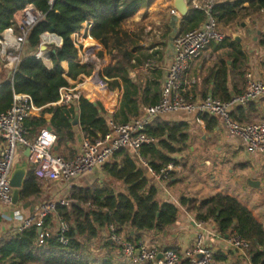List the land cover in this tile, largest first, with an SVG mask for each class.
I'll return each mask as SVG.
<instances>
[{
    "label": "crops",
    "instance_id": "obj_1",
    "mask_svg": "<svg viewBox=\"0 0 264 264\" xmlns=\"http://www.w3.org/2000/svg\"><path fill=\"white\" fill-rule=\"evenodd\" d=\"M173 1L155 0L151 6L139 9L134 16L122 25L121 29L122 33L129 36L130 42L124 45L123 49L126 48L132 54L131 64L135 65L137 61L141 62L138 67L129 70L128 78L135 85L141 87L142 91L147 85L154 86V83L158 84L160 99L167 71L173 61V41L176 37L186 34L181 29L183 19L175 12ZM228 2L232 1L216 2L215 0L216 5ZM175 16H178V19L173 25ZM205 21L206 15L204 22L194 30L201 27ZM93 25V21L89 19L83 24L80 31L71 36L79 41L78 45L73 43L77 49L78 57L76 60H68L62 64L64 77L69 86L78 82H86L87 78L92 77L91 86L96 79L99 93L91 97L86 96L84 99L95 106L99 104L103 108L108 126L113 122L125 124L121 122L123 120L121 116L114 119L120 112L124 84L121 83L120 90L111 91L103 86L98 78L99 72H102L108 66H114L121 56L114 46L110 47L108 53L104 51L102 57L97 56L95 52L101 53L102 50L97 48L96 41L90 39ZM221 30L226 34L225 41L211 44L198 59L192 60L181 81V89L189 101L200 102L209 96L227 101L245 91L247 74L249 73L255 79L264 81V45H262L264 12L246 18L245 21L242 20L237 25L236 23L224 25ZM45 46L48 48L45 51L48 61L43 62L48 68H52L51 47H62ZM83 48H85V51ZM37 52H33L27 42L23 58ZM148 61L154 62L152 68L146 67ZM69 63L91 69V76L80 75L75 81L69 80L66 78L69 72ZM92 63L96 65L100 63L98 69H94L89 65ZM13 75L14 71L10 67H6L0 60V84L12 80ZM143 95L142 92L141 98ZM79 102L68 107H62L56 105V103L47 106V108L59 107L66 110L74 108L76 114L71 116L72 125L70 128L64 127L62 117H55L54 114H45L46 123L43 127H38L35 123L41 120L43 116L42 109L39 108L40 111L32 113L25 122L28 139L32 141L41 130L52 128L50 131L55 133L58 138L54 152L67 160L74 159L80 153L82 142L86 137L80 125ZM134 105L140 112L139 117L142 115L143 109L148 106L142 100L137 101L136 104H131L130 107L132 108ZM139 117L130 116L129 122ZM232 117L236 121L240 119L242 124L258 123L264 120V97L245 108L234 109ZM207 118L177 112L159 116L150 125L181 126V132L176 133L174 138L171 139V135L167 133L161 139L155 138L157 141L153 144L158 150L156 163L159 166L163 165L161 169L168 166L173 167L169 181H160L149 172L148 168L140 167L134 154L125 150L144 173L148 180V188L154 187L157 190V201L172 203L178 208V220L174 226L167 227L162 232H141L138 234L135 243L142 241L160 250L171 248L181 253L195 245L198 232L197 223L203 222L207 231L205 243L213 253L215 264H252L249 252L245 253L230 244L229 238L234 229L226 234L220 233L214 220L202 221L198 219L200 215L198 208L201 201L222 194L236 199L249 209L264 226V156L252 154L247 144L228 132L220 118ZM76 119L78 120L77 125L74 124ZM60 122H62V126H59ZM162 140L167 145H161L159 142ZM4 145V140L0 139V152L3 150ZM145 159L150 168L157 171L151 166V161ZM166 159H171L172 162L165 163ZM120 160L117 159L116 161L120 162ZM113 161L114 158L110 163ZM196 166L199 167L197 170H195ZM176 168L180 169L179 173L175 171ZM18 169L26 170L24 184L30 173L34 174V166L29 162L27 150L24 148L17 150L12 174ZM103 177L104 179L108 178L105 176L102 167V170L101 168L97 169L72 180L70 183L63 181L50 183L36 178L41 188L38 195L24 200L21 199L20 192L24 186L23 184L16 204L12 203V205L7 206L0 202V264H37L36 262H25L23 258H17L12 252L7 254V250L4 249L5 251H3V248L19 238L23 233L19 232L23 222L33 215L35 210L44 202L65 199L70 206L73 203L71 195L75 190L90 188L97 183L101 184ZM117 182L123 185L122 182ZM184 198L196 204L183 205L181 201ZM50 218L48 223L45 222L46 226L43 229L47 238L56 237L58 229L57 217L52 216ZM120 234L128 240V235H134L135 231L127 226ZM102 238L109 240V229L103 232ZM100 242L102 244V241ZM36 244L40 247L38 240ZM96 254L98 257L102 256L101 251H97ZM113 255L119 262L127 263L121 252L115 247Z\"/></svg>",
    "mask_w": 264,
    "mask_h": 264
},
{
    "label": "trees",
    "instance_id": "obj_2",
    "mask_svg": "<svg viewBox=\"0 0 264 264\" xmlns=\"http://www.w3.org/2000/svg\"><path fill=\"white\" fill-rule=\"evenodd\" d=\"M154 1L55 0L51 5L50 0H0V36L11 25L14 13L27 5H33L44 15V19L31 30L27 40L29 48L37 52L44 33L56 34L63 39L62 48L51 47L52 68H48L42 60L36 58V53H33L23 58L14 71L12 80L0 84V114L10 108L14 94H25L32 97L37 108L42 109L43 116L35 123L36 126H44L45 114H54L55 117H62L64 127H71V116L76 114L74 108L66 110L59 107L47 108V106L57 103L60 89L69 86L64 77L62 64L77 59L78 52L71 36L80 31L89 19L94 23L90 39L96 41L97 48L102 50L101 53L95 52L97 56L102 57L104 51L108 53L111 46L116 47L121 56L114 66H108L98 74L101 84L111 91L120 90L121 83L124 84L120 112L114 119L121 116L123 118L121 122L127 123L130 116L139 117L138 108L135 105L130 107L139 100L148 106L157 104L160 99L158 84L147 85L142 91L141 87L128 78L129 70L138 67L141 62L131 64L132 54L126 48L123 49L124 45L130 42L129 36L121 32L125 22L139 9L151 6ZM260 12H264V0H236L215 6L217 20L225 25ZM204 20L203 12L191 10L181 21V29L188 33ZM262 45H264V37ZM83 50L85 51V48ZM91 74V69L69 63L66 78L75 81L80 75L91 76ZM89 79L87 78V81ZM142 92L144 95L141 98ZM97 93L99 86L95 79L89 87L87 96L91 97ZM79 113L80 125L86 136L94 140L103 138L108 133V120L99 104L95 106L83 98L79 102ZM237 121L241 123L240 119ZM59 126H62V122ZM180 128L181 126L178 125L171 127L157 124V126H149L146 132L157 139L169 133L172 139L176 133L181 132ZM159 143L163 146L167 145L164 140ZM141 152L151 161L150 164L155 170L161 169L163 165L159 166L156 163L158 150L155 145L146 146ZM117 159H121L120 162H117ZM165 161V163L172 162L171 159ZM103 171L106 177L122 182L124 190L117 192L108 184L98 183L90 188L75 190L71 195L73 203L58 208L59 216L71 225L68 235L71 241L68 246H63L56 236L46 238L44 244L39 247L36 244L40 237L38 229L31 228L3 246V251L7 250V254L12 252L17 258H23L25 262L37 264H128L119 262L113 255L114 247L108 243V240L102 238L105 230L113 225L121 233L128 226L135 231L134 235H128V240L135 243L141 232H162L177 223L178 208L172 203L157 201V190L154 187L148 188L147 178L128 152L123 150L117 153L113 162L103 166ZM40 192L41 188L35 175L30 173L20 192L21 199L38 195ZM181 203L196 204L186 198L182 199ZM198 211L200 213L198 219L214 220L220 233L226 234L234 229L238 235L249 241L251 263L264 264V226L249 209L234 198L217 194L201 201ZM50 219L49 217L46 223ZM97 251H101V257L97 256Z\"/></svg>",
    "mask_w": 264,
    "mask_h": 264
},
{
    "label": "built area",
    "instance_id": "obj_3",
    "mask_svg": "<svg viewBox=\"0 0 264 264\" xmlns=\"http://www.w3.org/2000/svg\"><path fill=\"white\" fill-rule=\"evenodd\" d=\"M187 1L191 10L201 11L206 15V21L198 29L174 39L173 61L167 71L159 103L145 107L139 118L128 123H111L108 133L103 138L93 140L86 136L82 142L80 153L74 159L67 160L54 152L58 138L50 130L43 129L34 140L28 139L25 122L32 113L41 109L34 105L30 95L14 94L10 108L0 114V139L4 140L5 144L0 152V202L2 204L9 206L13 203V188L10 179L19 148L29 151L28 160L34 166V175L38 180L44 182L70 183L78 177L102 168L123 150L132 152L139 166L148 168L149 172L160 181H169L173 167L168 166L154 171L141 151L144 147L153 145L157 141L147 134V128L157 117L171 113L182 112L199 118H220L228 132L247 144L252 154L264 156V120L258 123L242 124L232 117L234 109L245 108L264 97V81L255 79L250 73L247 74L245 91L227 101L209 96L200 102H192L187 100L183 94L181 81L190 62L198 59L211 44L222 43L226 39V34L221 30L215 16V0ZM54 2L55 0H50L51 5ZM43 19L44 15L33 5H27L14 15L11 21L12 25L0 36V60L6 67H10L13 71L18 68L23 60L31 30ZM41 39V46L62 47V39L55 34H43ZM72 41L75 45L79 43L77 38H72ZM35 56L44 62L48 61L46 52L41 49ZM153 66L154 62L152 61H148L146 64L147 68ZM83 84L60 89L56 105L68 107L86 97ZM67 206H69V202L65 199L44 202L33 215L23 222L19 232L31 228L41 229L38 243L43 245L47 238L43 232L45 222L49 217L56 216L58 223L56 236L63 246H68L71 241L68 236L71 225L58 214V208ZM196 227L198 232L195 245L181 253L171 248L160 250L142 241L130 242L113 225L109 227V240L121 252L128 264H215L213 253L205 243L207 231L204 223L199 222ZM229 241L234 248L245 253L251 249L250 242L238 235L235 230H232ZM160 255L162 258L157 260Z\"/></svg>",
    "mask_w": 264,
    "mask_h": 264
},
{
    "label": "water",
    "instance_id": "obj_4",
    "mask_svg": "<svg viewBox=\"0 0 264 264\" xmlns=\"http://www.w3.org/2000/svg\"><path fill=\"white\" fill-rule=\"evenodd\" d=\"M173 8H174L175 12L178 14V16L181 17L182 19L186 18L189 15V13H190V8H189V4H188L187 0H174L173 1ZM178 16H175L173 18V25H175V22L177 21ZM175 30H176V27H175ZM47 49H48L47 46H45V45L41 46V50L42 51H47ZM46 117H48V116L46 115ZM74 124L75 125L78 124V120L77 119L75 120ZM48 129L52 130V128H48ZM27 153H28V156H29V151L28 150H27ZM25 175H26V170L25 169L15 170L13 172V174L11 175L10 184H11V187L14 189V192H13V204H16L18 202V200H19V191H20V189L22 188V186L24 184ZM41 232H42V230L39 229L38 230L39 235L41 234ZM108 243L110 245H112V241L111 240H108ZM161 258H162V255H160L157 260H159Z\"/></svg>",
    "mask_w": 264,
    "mask_h": 264
},
{
    "label": "rangeland",
    "instance_id": "obj_5",
    "mask_svg": "<svg viewBox=\"0 0 264 264\" xmlns=\"http://www.w3.org/2000/svg\"><path fill=\"white\" fill-rule=\"evenodd\" d=\"M224 1H236V0H216V2H224ZM242 20H244L245 21V19H240V20H238L237 22H235L236 23V25L237 24H239ZM234 23V24H235ZM224 25L225 24H223V23H221L220 24V26H221V28H223L224 27ZM100 64V63H99ZM99 64L98 65H96V64H89V65H91L92 66V68H97L98 69V67H99ZM81 84H83V82H78V83H76L75 85L77 86V85H81ZM197 168H199L198 166H196L195 167V170H197ZM101 170H102V168H101ZM175 171L177 172V173H179L180 172V169H178V168H176L175 169ZM101 185H103V184H108V185H110V186H112L113 188H115V190L117 191V192H119V191H122L123 190V185H121V184H119L116 180H114V179H111V178H106V179H104V177L101 179Z\"/></svg>",
    "mask_w": 264,
    "mask_h": 264
},
{
    "label": "bare ground",
    "instance_id": "obj_6",
    "mask_svg": "<svg viewBox=\"0 0 264 264\" xmlns=\"http://www.w3.org/2000/svg\"><path fill=\"white\" fill-rule=\"evenodd\" d=\"M91 80H92V77H91L87 82H85V83L82 85V87L85 89L86 95H87L88 92H89V87H90Z\"/></svg>",
    "mask_w": 264,
    "mask_h": 264
}]
</instances>
